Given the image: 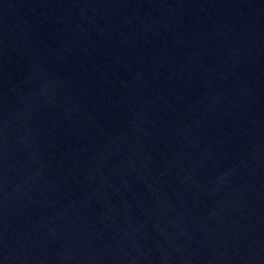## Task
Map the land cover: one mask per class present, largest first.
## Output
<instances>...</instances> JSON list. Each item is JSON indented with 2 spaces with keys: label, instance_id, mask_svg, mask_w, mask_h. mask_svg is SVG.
I'll list each match as a JSON object with an SVG mask.
<instances>
[{
  "label": "water",
  "instance_id": "obj_1",
  "mask_svg": "<svg viewBox=\"0 0 264 264\" xmlns=\"http://www.w3.org/2000/svg\"><path fill=\"white\" fill-rule=\"evenodd\" d=\"M0 264H264V0H0Z\"/></svg>",
  "mask_w": 264,
  "mask_h": 264
}]
</instances>
